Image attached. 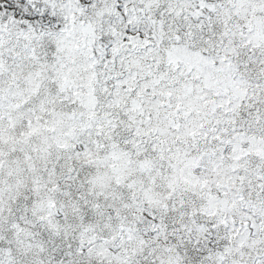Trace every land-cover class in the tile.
I'll return each mask as SVG.
<instances>
[{
	"label": "snow or ice",
	"instance_id": "snow-or-ice-1",
	"mask_svg": "<svg viewBox=\"0 0 264 264\" xmlns=\"http://www.w3.org/2000/svg\"><path fill=\"white\" fill-rule=\"evenodd\" d=\"M0 264H264V0H0Z\"/></svg>",
	"mask_w": 264,
	"mask_h": 264
}]
</instances>
